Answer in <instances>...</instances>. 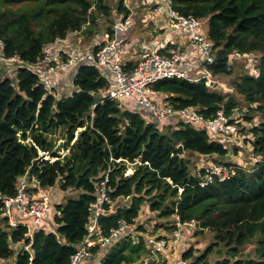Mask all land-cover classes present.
Listing matches in <instances>:
<instances>
[{"label": "trees", "instance_id": "obj_1", "mask_svg": "<svg viewBox=\"0 0 264 264\" xmlns=\"http://www.w3.org/2000/svg\"><path fill=\"white\" fill-rule=\"evenodd\" d=\"M94 1L0 0V39L6 45L5 54L18 55L31 64L41 58L46 43L79 32L88 22L85 32L94 33L96 13L110 18L112 9L105 0H98L93 8ZM22 4L25 9L19 7ZM172 4L183 15L208 19L206 35L216 57L210 68L216 76L233 73L234 60L229 61V54L235 50L256 55L258 64L254 73H243L235 84L247 102L245 109L233 95L212 89L204 79L176 76L154 83L155 101L175 108L196 107L206 118L223 109L239 130L220 135L178 117L155 119L123 100L103 96L113 83L112 77L95 64L72 67L75 89L65 94L54 88V80L52 92L47 93L41 77L27 65L2 66L0 191L13 195L18 179L28 173L53 189L51 213L55 207L56 214L47 227L44 220L26 249L30 242L27 228L11 227L8 218L2 216L0 201V217L7 226L0 228V264L14 256L16 264H29L31 257L33 264H69L85 239L89 207L106 176L114 211L100 219L105 233L118 227L122 219L136 224L146 211L155 215L158 228L169 233L182 229L180 238L194 229L214 232V242L199 256L191 248L182 251L179 257L193 264H208V255L220 244L225 252L217 264H264V0H172ZM116 10L125 16L130 12L123 1ZM248 60L253 64L252 58ZM58 130L64 131L62 147L68 150L64 155L56 150ZM242 139L255 156L251 162L254 167L216 162L235 167L236 173L201 186L207 170L194 173L187 153L221 159L231 152L229 144L237 151L235 142ZM179 144L186 151L183 158L178 154ZM41 152L54 161L45 159ZM128 163L134 166L126 175ZM164 219L167 221H160ZM193 219L198 226H178V222ZM144 229L143 224L138 225V232ZM169 233L158 235L170 242L159 254L165 262L172 259L169 253L174 255V235L172 239ZM147 238L125 234L100 249L108 253L99 264H144V258L151 255ZM252 242L253 254H245L243 249Z\"/></svg>", "mask_w": 264, "mask_h": 264}, {"label": "built area", "instance_id": "obj_2", "mask_svg": "<svg viewBox=\"0 0 264 264\" xmlns=\"http://www.w3.org/2000/svg\"><path fill=\"white\" fill-rule=\"evenodd\" d=\"M124 6L130 11L129 15L117 20L113 25L112 36L107 32L104 41L96 42L88 49H72L69 47V39L72 32L65 38H58L55 41L46 43L43 46L41 58L34 63H27L18 55L7 56L5 54V42L0 39V68L4 65L18 63L27 65L33 69L43 82L47 93L53 90V78L65 73L71 67L82 63L95 64L112 77L114 86L106 88L102 93L110 99L124 100L137 98L138 105L147 109L148 113L155 119H165L178 117L188 124L201 126L213 133H235L239 126L230 122V118L224 110H219L212 118H206L196 107L175 108L169 104L161 105L155 101L156 90L153 85L162 78L182 77L193 81L204 79L206 85L212 89H221L222 82L217 79L210 66L216 62L215 51L212 41L201 31L202 20L192 14L183 15L179 13L172 4V0H158L153 7L155 13L167 14L170 23L182 28L190 34V46L188 51L172 46L168 50L155 51L146 58L138 62L137 65L128 68L125 62V54L129 50V42L123 41L120 34L133 26L131 16V0H122ZM98 0L94 1L95 8ZM91 12V11H90ZM197 52L204 57L203 74L201 77H190L181 70L182 64ZM250 53L232 51L229 54V61L247 57L251 59ZM252 56V55H251ZM253 59V58H252ZM258 59H253V66H257ZM257 72V70H255ZM222 84V85H221ZM46 154V153H41ZM119 161V160H118ZM110 170V169H109ZM132 171V170H131ZM130 171L126 172L128 175ZM235 167H229L223 163H215L207 174L201 179V186L208 185L215 178L220 181L226 180L234 175ZM108 176L97 187V199L89 207V223L85 239L80 244L77 251L71 257L69 264H82L87 258L97 254L100 249L108 247L125 234L131 233V224L125 220H120L116 228H112L109 233H105L100 219L114 211L113 201L108 194ZM0 201L2 202V216L7 217L11 227L20 225L27 228L26 236L30 239L26 249L33 243L35 232L42 226L51 212V192L49 187L41 185L36 178H31L28 173L22 175L16 183V192L13 195H5L0 191ZM108 205V207H107ZM199 222L195 219L183 223L178 222V226L196 227ZM180 228L174 230V240L181 236ZM147 241L151 245L150 259L144 258V264L155 261L156 264H193L180 257L163 261L160 253L169 245L165 238L158 236H148ZM95 248L98 250L95 251ZM32 257L30 263H32ZM126 264V263H123Z\"/></svg>", "mask_w": 264, "mask_h": 264}, {"label": "crops", "instance_id": "obj_3", "mask_svg": "<svg viewBox=\"0 0 264 264\" xmlns=\"http://www.w3.org/2000/svg\"><path fill=\"white\" fill-rule=\"evenodd\" d=\"M113 1L114 0H105V4L111 7V2L112 5L116 4ZM132 1L133 0H131V2ZM157 3L158 0H134V6H132L133 9L131 11L133 26L129 27L125 32L119 35L123 41H128L130 44L129 50L125 54V62L127 66L133 67L151 53L155 51L163 52L172 46L179 47L185 51H188L191 48L190 34L188 32L184 31L182 28L172 25L167 14L155 13L153 11V7ZM123 17H125L124 14L118 13L117 10L111 9L110 18L107 19L111 21L110 24L107 22L108 24L102 25L100 27V30H98L99 32H94L89 35L85 32L89 24L88 22L83 26L82 30L71 34V37L68 40L69 47L79 50L88 49L92 46V44H94L95 40H97L96 42L104 41L105 34L109 32V34L112 36L114 23ZM202 21L205 22L206 28H204L202 25L201 31L206 34L208 31V19H203ZM150 32L152 33L153 38L146 42L145 39L147 34ZM203 61V55L197 52L192 57L187 59L184 64H182L181 70L185 71L190 77H201L203 74ZM74 69L75 68L71 67L66 73L53 78L54 88H56L60 94L70 93L75 89V86L73 85ZM111 86H114V83H112ZM158 98L160 99L161 96ZM123 102L129 107L137 108L143 114L148 115L147 109L138 105L136 97L124 99ZM158 102L163 105L161 101ZM47 220L44 223V227L49 226V219L47 218ZM107 253V249H104L101 252L98 251L95 256L85 259L82 264H99L105 258ZM2 264H16V256L4 260Z\"/></svg>", "mask_w": 264, "mask_h": 264}, {"label": "rangeland", "instance_id": "obj_4", "mask_svg": "<svg viewBox=\"0 0 264 264\" xmlns=\"http://www.w3.org/2000/svg\"><path fill=\"white\" fill-rule=\"evenodd\" d=\"M109 1V0H108ZM120 1L122 0H114L113 2H115L116 4L112 5L111 2V8L112 10H116L118 8V5L120 3ZM107 3V2H106ZM31 4L28 5V7ZM132 6H134V0L132 1ZM21 9H25L24 4L19 6ZM133 9V8H132ZM96 10V9H94ZM96 12V11H95ZM96 22L94 24V26L92 28H94L95 33L99 32L98 30H100V27L102 25H106V24H110L111 21L107 20L109 19V16H106L104 14L101 13H96ZM101 18V19H100ZM98 19V20H97ZM107 20V21H106ZM108 22V23H107ZM202 25L204 28L205 27V22L202 21ZM91 35V34H89ZM153 38L152 33H148L147 37L145 39V41L147 42L148 40H151ZM88 39V38H87ZM144 40V39H143ZM91 42V41H90ZM253 59H258V57L256 55L251 56ZM249 58L247 57H243V58H238L237 60H234L232 62V71L233 73L231 75H219L217 76V79H219L222 82V88L218 89L220 91H223V93H230L231 95H233L237 102L239 103L240 107L242 109H245L247 106V102L245 101V98L243 95H241L235 87L236 82L239 80V78L241 77V75L243 73H254V66L252 65V63L248 60ZM68 71V70H67ZM66 71V72H67ZM65 72V73H66ZM177 125H173V127H176ZM79 130L78 129L76 132V135L78 134ZM247 130V129H246ZM248 131V130H247ZM222 135V134H220ZM57 139L56 140V150H59L61 154H66L68 153V150L63 149V143H64V131L63 130H58L56 132V136ZM232 140V139H230ZM240 143L235 142V144L237 145L236 147L238 148L237 151H234V144L229 146L230 147V153L227 157L221 158L219 159L218 156H207V155H198L196 153H187L189 154V156H191L192 158V162H191V169L194 173H199L202 168H205L206 170L209 169L213 164H215L216 162H239L240 164L245 165V167L247 168H253L255 163H251L253 162V159L255 156H253L250 153V147L247 146L246 144H244L245 142L242 140H239ZM45 159H50L52 161H54L55 158H52L49 154H44ZM128 172L130 171L129 174H131L133 172V163H128ZM132 170V171H131ZM51 194L53 192V189H51ZM59 200H62V198H60ZM114 206V204H113ZM56 214V208L54 207L52 213H49L48 218H50L49 220L53 219L54 215ZM160 221H167V219L164 220H160ZM172 221V220H170ZM139 224H143V226L145 227L143 232H138V225ZM157 222L155 219V215L153 213L150 212H143V215L141 216V219L137 221L136 224L132 225V228L130 229L131 235L135 238L137 235L142 234L145 237L148 236H158V235H165L168 234L169 231L164 230L162 228H158L157 227ZM6 222L5 220H3L2 217H0V228L6 229ZM182 230V229H181ZM183 231V230H182ZM182 234V233H181ZM170 238L173 239V232L169 233ZM214 232L209 230V229H205L204 231H201V229H194L191 231H187L185 235H183L181 238H179L178 240L174 241L172 240V249L169 248L168 252L170 251V249L172 250V253H169V255L172 256V260L180 258L179 256H181L182 251L186 250V249H193V252L196 256H199L200 254H202V251H204L209 245H211L214 242ZM179 243H181L182 245H179ZM177 247V248H176ZM173 249H175V251H173ZM255 249V244L249 243L245 246V248L243 249L245 254H253ZM165 253V255L168 254ZM225 252V247L223 244H220L219 246L215 247L214 250L208 255L207 257V263L208 264H217L218 261H220L222 259V256L224 255ZM170 256V257H171ZM147 259H150L151 257H146ZM178 260V259H177ZM164 261V259H163ZM203 264V263H201Z\"/></svg>", "mask_w": 264, "mask_h": 264}, {"label": "water", "instance_id": "obj_5", "mask_svg": "<svg viewBox=\"0 0 264 264\" xmlns=\"http://www.w3.org/2000/svg\"><path fill=\"white\" fill-rule=\"evenodd\" d=\"M177 150H178V154L180 155V157H185L186 155V151H185V148H184V145L183 144H179L178 147H177ZM22 249V247L19 248V251Z\"/></svg>", "mask_w": 264, "mask_h": 264}, {"label": "bare ground", "instance_id": "obj_6", "mask_svg": "<svg viewBox=\"0 0 264 264\" xmlns=\"http://www.w3.org/2000/svg\"><path fill=\"white\" fill-rule=\"evenodd\" d=\"M42 153V152H41ZM44 153V152H43ZM47 154V153H46Z\"/></svg>", "mask_w": 264, "mask_h": 264}]
</instances>
